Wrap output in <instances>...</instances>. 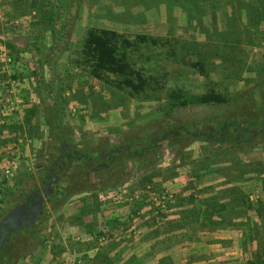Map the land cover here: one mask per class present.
Listing matches in <instances>:
<instances>
[{
    "label": "rangeland",
    "instance_id": "obj_1",
    "mask_svg": "<svg viewBox=\"0 0 264 264\" xmlns=\"http://www.w3.org/2000/svg\"><path fill=\"white\" fill-rule=\"evenodd\" d=\"M90 28L160 39L133 58L163 88L90 76ZM217 252L264 258V0H0V264Z\"/></svg>",
    "mask_w": 264,
    "mask_h": 264
},
{
    "label": "trees",
    "instance_id": "obj_2",
    "mask_svg": "<svg viewBox=\"0 0 264 264\" xmlns=\"http://www.w3.org/2000/svg\"><path fill=\"white\" fill-rule=\"evenodd\" d=\"M160 42L157 37L149 35H126L113 30L90 28L78 51L77 64L102 83L128 91L132 95H144L150 90L163 88V85H159L156 78L149 75L148 68L137 62L133 55L142 47H156ZM192 67H197V64L194 63ZM166 100L170 111L190 105H226L230 102L227 94L215 88L208 89L198 96H189L182 89H175L168 93ZM262 124L260 125L263 126ZM18 128L21 129V126H15L13 131ZM228 128L234 130L237 140L241 141V132L235 124H224L221 127V139ZM72 156L73 154L62 151L59 160H68ZM51 180L52 177H49L45 181L44 188ZM246 264H264V258L262 255H251Z\"/></svg>",
    "mask_w": 264,
    "mask_h": 264
},
{
    "label": "crops",
    "instance_id": "obj_3",
    "mask_svg": "<svg viewBox=\"0 0 264 264\" xmlns=\"http://www.w3.org/2000/svg\"><path fill=\"white\" fill-rule=\"evenodd\" d=\"M220 251V250H219ZM217 255H205L204 261L203 260H196V258H193L191 256L193 255H181V260L177 262L176 255H170L166 253L165 255H133L135 258L132 257V259L137 260L139 264H226L228 261L226 260L227 255H221V253L217 252ZM95 255V257L92 259L89 258L86 261L84 259H81V257L77 255H71V264L73 259L78 264H82V261H84L85 264H109L110 260H115L113 264H127L126 258L130 257L132 255ZM201 256V255H197ZM223 256H225L223 258ZM234 256L233 259H229V264H242L241 261H238L239 255H230ZM91 261V262H90ZM147 261V262H145ZM243 261V260H242ZM145 262V263H144Z\"/></svg>",
    "mask_w": 264,
    "mask_h": 264
},
{
    "label": "built area",
    "instance_id": "obj_4",
    "mask_svg": "<svg viewBox=\"0 0 264 264\" xmlns=\"http://www.w3.org/2000/svg\"><path fill=\"white\" fill-rule=\"evenodd\" d=\"M101 240H104V238H103V239H101Z\"/></svg>",
    "mask_w": 264,
    "mask_h": 264
}]
</instances>
